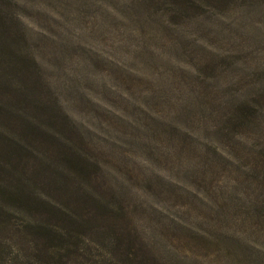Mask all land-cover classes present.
I'll return each instance as SVG.
<instances>
[{
  "label": "rangeland",
  "instance_id": "374dc122",
  "mask_svg": "<svg viewBox=\"0 0 264 264\" xmlns=\"http://www.w3.org/2000/svg\"><path fill=\"white\" fill-rule=\"evenodd\" d=\"M0 264H264V0H0Z\"/></svg>",
  "mask_w": 264,
  "mask_h": 264
}]
</instances>
